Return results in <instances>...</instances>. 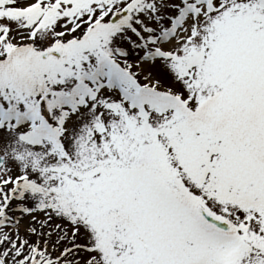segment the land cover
Masks as SVG:
<instances>
[{"label":"snow or ice","instance_id":"1","mask_svg":"<svg viewBox=\"0 0 264 264\" xmlns=\"http://www.w3.org/2000/svg\"><path fill=\"white\" fill-rule=\"evenodd\" d=\"M0 264H264V0H0Z\"/></svg>","mask_w":264,"mask_h":264}]
</instances>
